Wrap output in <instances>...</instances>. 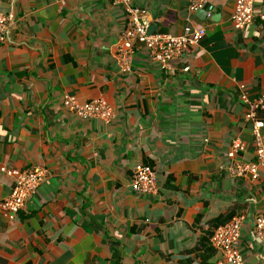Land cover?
<instances>
[{"label": "crops", "instance_id": "obj_1", "mask_svg": "<svg viewBox=\"0 0 264 264\" xmlns=\"http://www.w3.org/2000/svg\"><path fill=\"white\" fill-rule=\"evenodd\" d=\"M132 5L145 10L151 33L177 35L190 24L206 35L169 69L135 45L124 74L122 5L0 0L12 22L0 44V202L13 184L2 167L47 169L13 219L0 210V264H201L200 238L229 212L244 216L237 242L244 264H264L254 231L264 168L255 181L223 168L234 139L255 159L250 105L241 96L254 101L264 90V20L236 30L235 0H208L205 13L187 0ZM255 12L264 15V0ZM65 95L103 98L115 117L80 119ZM140 162L157 176L152 194L131 187ZM213 248L209 262L228 264Z\"/></svg>", "mask_w": 264, "mask_h": 264}, {"label": "built area", "instance_id": "obj_2", "mask_svg": "<svg viewBox=\"0 0 264 264\" xmlns=\"http://www.w3.org/2000/svg\"><path fill=\"white\" fill-rule=\"evenodd\" d=\"M114 5H122L125 11V28L123 41L118 48L117 60L120 71L124 74L132 72V62L135 45L146 47L151 60L162 69H169L171 63L182 59L187 52L198 46L206 30L204 28L186 25L177 35L169 33L149 32V21L144 9L132 5V0H111ZM192 11L205 8L208 0H187ZM256 0H235L232 14V24L236 30L245 29L256 17L264 20V15L255 12ZM12 22L0 13V44L9 38ZM185 71L189 67L184 68ZM244 88V87H243ZM241 99L250 105L246 119L253 121L255 159L244 157L245 144L234 139L227 153L224 170L232 176L247 178L253 181L260 176V168H264V90L254 101H249L247 92ZM63 104L66 109L80 119H99L110 122L115 117L113 107L103 98L80 103L76 97L65 95ZM2 170L13 179L12 191L9 197L0 202V210L8 218L13 219L22 210L31 196L38 190L47 176V169L42 165H34L28 169L2 167ZM132 189L141 194H152L158 189V179L152 165L140 162L135 165L131 181ZM243 215H235L228 222L216 227L210 237L213 247L220 251L228 264H244L240 250L237 247L242 233ZM256 236L264 241V211L257 216L254 223Z\"/></svg>", "mask_w": 264, "mask_h": 264}, {"label": "trees", "instance_id": "obj_3", "mask_svg": "<svg viewBox=\"0 0 264 264\" xmlns=\"http://www.w3.org/2000/svg\"><path fill=\"white\" fill-rule=\"evenodd\" d=\"M233 216H234L233 212L220 215L219 217L214 219L212 223L210 224L211 230L207 231L206 235L200 238V241L196 249L201 251L200 253L201 264H211L209 262V259L216 253V250L213 248V246L210 243V237L214 229L228 222Z\"/></svg>", "mask_w": 264, "mask_h": 264}, {"label": "water", "instance_id": "obj_4", "mask_svg": "<svg viewBox=\"0 0 264 264\" xmlns=\"http://www.w3.org/2000/svg\"><path fill=\"white\" fill-rule=\"evenodd\" d=\"M206 7H207V5L205 6V8H203L202 10H201V12H206Z\"/></svg>", "mask_w": 264, "mask_h": 264}]
</instances>
